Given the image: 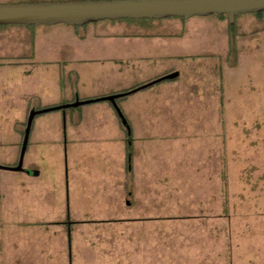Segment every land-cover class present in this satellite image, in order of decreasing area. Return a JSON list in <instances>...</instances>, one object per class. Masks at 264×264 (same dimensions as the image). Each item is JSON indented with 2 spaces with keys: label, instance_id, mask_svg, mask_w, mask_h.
<instances>
[{
  "label": "rangeland",
  "instance_id": "374dc122",
  "mask_svg": "<svg viewBox=\"0 0 264 264\" xmlns=\"http://www.w3.org/2000/svg\"><path fill=\"white\" fill-rule=\"evenodd\" d=\"M70 1L83 0L0 4ZM3 51L64 58L0 64V165L7 167L20 155L28 118L24 103L42 110L48 97L58 107L126 93L173 72L179 76L117 99L133 141L142 137L152 144L148 156L140 154L131 163V171L125 155L105 160L99 139L88 142L93 144L88 161L75 163L64 140L57 150L46 145V151L30 158L36 177L1 170L0 230L16 228L18 213L29 208V198L18 195L29 189L24 180L32 178L45 198L43 209H34L40 224L30 225L44 232L54 227L47 223L55 214L50 189L69 209L76 181L84 186L80 197L90 218L73 222L91 230L85 244L83 236L77 238L76 249L92 264H264V12L239 15L234 25L211 15L0 26ZM72 55L76 58L66 59ZM41 69L59 70L63 85L57 94L22 91V75ZM104 103L109 102L66 110L82 117ZM67 126L66 117L65 134ZM121 208H137L156 219L92 218L115 216Z\"/></svg>",
  "mask_w": 264,
  "mask_h": 264
},
{
  "label": "crops",
  "instance_id": "0c3cea01",
  "mask_svg": "<svg viewBox=\"0 0 264 264\" xmlns=\"http://www.w3.org/2000/svg\"><path fill=\"white\" fill-rule=\"evenodd\" d=\"M75 59V55L67 57L66 59ZM47 60V61H59L64 60L63 57H60L57 54H42L41 52H12V51H3L0 52V64L8 66L10 62L13 61H22V60ZM21 64V63H20ZM39 70L34 75L29 72L28 74L22 75V78L19 79L20 86H24L22 91H27L29 94L39 93V96H42L43 91L57 94L60 86L59 80V70L55 69L50 70ZM11 82V80H8ZM2 82V81H0ZM55 84V87L53 88ZM66 89L68 91L72 90V82L68 80L66 82ZM50 89V90H49ZM14 90V89H12ZM21 91V90H14ZM98 95H103L99 93ZM107 95V94H104ZM103 95V96H104ZM50 97L44 99L41 102L40 108H52L56 106L55 102ZM24 115H29L30 111L37 109L34 106L30 107L29 103L23 104ZM11 105L7 106L6 109L10 110ZM53 112V111H52ZM49 113V112H47ZM45 113V114H47ZM43 115V114H41ZM67 117L68 126L66 134L63 131L62 125ZM40 116V115H38ZM35 122V126L30 133L29 144L27 153H29V160L25 162L24 159V171L26 175H32L28 172H31L29 167H32L33 163L30 159L34 156H39L43 153V150L46 151V145L55 146L56 150L58 147L62 146V143L65 140L66 146L70 151V158H73L75 163L80 161L82 158L89 160V157L93 154V144L88 143L91 141H96L99 139V150L101 149V155H104L105 160H108L109 157L116 155L118 157H124L125 161L128 156V149L131 148V163L135 164L137 158L141 155H149L150 146L149 139L142 137H134L132 139V134L128 137V132H125L122 126V122L119 119L117 112L113 105L109 103H104L101 107L96 109L86 110L82 117L75 116L74 113H69L67 110H60L59 114H49L46 117H40ZM34 119V120H35ZM25 119L21 121L24 123ZM20 122V123H21ZM153 122V121H151ZM34 123V121H33ZM149 123V121L147 122ZM25 134V133H24ZM24 134L21 138V147L24 139ZM66 137V139H64ZM131 138V142L128 139ZM143 142H138L137 140H143ZM86 142V143H85ZM148 143V144H147ZM92 144V146H91ZM129 146V147H128ZM48 150V149H47ZM53 151V149H49ZM21 151V150H20ZM26 157V155H25ZM112 159V158H110ZM139 161V159H138ZM132 164L129 166V171L132 170ZM37 173V171H33ZM33 175V177H36ZM26 185L28 191L24 190L18 195L20 197L29 198L28 209H21V212L18 213L16 218V228L7 229L3 228L0 230V264H92L90 260H86L84 256L79 254L77 247V238L83 236L82 242H86L85 238L90 237L91 230L86 231L85 228L75 227L73 221H82L86 218L89 208L83 206L84 200L81 199L82 190L84 186L80 187V184L75 181L73 198L71 200V206L66 208L61 195L53 196L52 203L54 206L51 212L55 213L53 215V222H47L49 225H53L52 229L46 228V232L39 229H34L32 225H39L40 219L37 218L35 214V208L40 207L43 209L45 204V198L43 194L39 195V192L32 181V178L23 181ZM25 185V187H26ZM86 186V185H85ZM24 189V186L22 187ZM79 188V189H78ZM110 189L112 187H109ZM49 189V188H47ZM88 189H90L88 187ZM87 189V191H88ZM107 190V188H102L101 190ZM37 190V191H36ZM30 192V194H25ZM44 193V191H43ZM104 193V192H103ZM24 194V195H22ZM90 194V191H89ZM104 194L108 195V192ZM22 195V196H21ZM105 195V196H106ZM120 200V199H119ZM102 202V201H101ZM104 203L107 202L104 200ZM123 204V201L121 202ZM27 210V211H26ZM38 213V212H36ZM75 215L74 217H72ZM119 216V217H118ZM118 220H152L156 217L145 215L144 212L138 211L137 208L132 210L131 208H126L125 211L121 208L120 212H115V216L112 215H100L97 217H92L93 219H117ZM69 218L72 219V222H69ZM90 218V217H87ZM43 224V223H41ZM46 223H44L45 225ZM74 224V227L72 226ZM31 225V226H30ZM48 225V224H47ZM85 244V243H84ZM49 245V246H47ZM104 262H99L102 264ZM94 264V263H93Z\"/></svg>",
  "mask_w": 264,
  "mask_h": 264
},
{
  "label": "water",
  "instance_id": "95a60500",
  "mask_svg": "<svg viewBox=\"0 0 264 264\" xmlns=\"http://www.w3.org/2000/svg\"><path fill=\"white\" fill-rule=\"evenodd\" d=\"M260 12H264V0H83L56 3L0 4V26H51L57 24L84 26L106 20H162L172 17L190 19L211 15H225L229 23L234 25L237 16ZM178 76L179 72H173L126 93L109 95L94 100L77 101L73 104L42 110H32L27 118L18 165L12 167L0 165V171L22 172L25 170L23 167L24 159L28 149L31 128L36 116L47 112L65 111L68 108H77L86 104L107 101L115 108L130 137L131 127L119 108L117 99L162 81L173 80ZM28 173L37 174L33 171Z\"/></svg>",
  "mask_w": 264,
  "mask_h": 264
},
{
  "label": "trees",
  "instance_id": "16d2710c",
  "mask_svg": "<svg viewBox=\"0 0 264 264\" xmlns=\"http://www.w3.org/2000/svg\"><path fill=\"white\" fill-rule=\"evenodd\" d=\"M263 12H260V13H255V15L256 16H259V15H261ZM220 17H227V16H225V15H222V16H220ZM238 18V16L236 17V19ZM183 19V18H182ZM230 24V23H229ZM231 25V24H230ZM131 140V138L130 139H128V141L129 142H131L130 141ZM129 147V146H128ZM129 151H128V156H127V164H128V166H130V164H131V157H132V153H131V148L129 147V149H128Z\"/></svg>",
  "mask_w": 264,
  "mask_h": 264
},
{
  "label": "flooded vegetation",
  "instance_id": "af4514ba",
  "mask_svg": "<svg viewBox=\"0 0 264 264\" xmlns=\"http://www.w3.org/2000/svg\"><path fill=\"white\" fill-rule=\"evenodd\" d=\"M18 162H19V158H18V161L15 163V165H14V166H17V165H18Z\"/></svg>",
  "mask_w": 264,
  "mask_h": 264
}]
</instances>
